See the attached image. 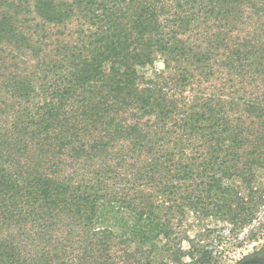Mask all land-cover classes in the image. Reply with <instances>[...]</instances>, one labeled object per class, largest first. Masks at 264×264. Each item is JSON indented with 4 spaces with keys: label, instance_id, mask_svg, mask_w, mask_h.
Listing matches in <instances>:
<instances>
[{
    "label": "trees",
    "instance_id": "1",
    "mask_svg": "<svg viewBox=\"0 0 264 264\" xmlns=\"http://www.w3.org/2000/svg\"><path fill=\"white\" fill-rule=\"evenodd\" d=\"M263 206L264 0H0V264H209L183 217Z\"/></svg>",
    "mask_w": 264,
    "mask_h": 264
},
{
    "label": "rangeland",
    "instance_id": "2",
    "mask_svg": "<svg viewBox=\"0 0 264 264\" xmlns=\"http://www.w3.org/2000/svg\"><path fill=\"white\" fill-rule=\"evenodd\" d=\"M155 67L162 68V63L156 62ZM178 226L175 230L185 238L181 239V247L204 246L212 256L209 264H264V206L256 219L236 231H230L228 224L212 218L199 220L191 211ZM183 261L192 262L186 255Z\"/></svg>",
    "mask_w": 264,
    "mask_h": 264
}]
</instances>
